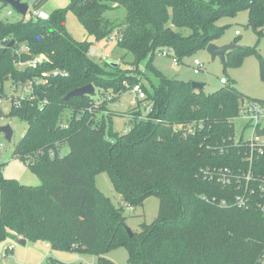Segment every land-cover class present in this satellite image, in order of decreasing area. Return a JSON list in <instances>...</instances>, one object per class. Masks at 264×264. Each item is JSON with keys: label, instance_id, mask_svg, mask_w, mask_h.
Returning <instances> with one entry per match:
<instances>
[{"label": "trees", "instance_id": "trees-1", "mask_svg": "<svg viewBox=\"0 0 264 264\" xmlns=\"http://www.w3.org/2000/svg\"><path fill=\"white\" fill-rule=\"evenodd\" d=\"M117 9L124 13L120 19L110 15ZM69 10L96 41L116 36L122 50L118 65L96 60L89 53L92 42L70 34ZM245 10L248 25L260 37L264 0H71L48 20L0 19V38L7 40L0 48V80L46 73L40 92L50 102L41 107L25 99L6 114L28 122L15 155L43 181L33 186L8 179L0 161V243L12 237L47 240L55 249L91 251L98 264H115L104 255L121 246L131 264H264V193L260 180L243 176L251 169L255 177H264V156L251 166L248 145L241 136L237 140L235 128L242 104L264 99L245 95L227 78L221 88L206 93L153 64L162 49L178 65L209 43L218 44L229 27L221 19ZM258 42L229 50L224 69L257 53L264 81ZM22 45L29 47L23 58L43 53L47 60L37 69L19 70L14 50ZM149 74L151 88L141 82ZM137 82L152 103L150 119L136 116L127 132L113 129L114 112L93 119L88 108L96 95L111 93L117 101L129 90L126 84ZM87 84L95 86L94 94L65 99ZM103 106L108 107L107 100ZM103 171L125 205L135 208L156 195L158 216L130 235L124 205L116 207L96 185ZM244 194L246 203L240 206L236 199Z\"/></svg>", "mask_w": 264, "mask_h": 264}, {"label": "rangeland", "instance_id": "rangeland-1", "mask_svg": "<svg viewBox=\"0 0 264 264\" xmlns=\"http://www.w3.org/2000/svg\"><path fill=\"white\" fill-rule=\"evenodd\" d=\"M70 2L71 0H49L42 8L47 13L52 14L54 10L68 7ZM5 7L8 9V5ZM123 14L122 9H117L110 13L112 18L117 16L119 19L122 18ZM15 17H20V15L16 14ZM248 21V11L246 10L239 12L233 18L223 17L220 23H227L229 27L226 28L222 38L217 42L219 45L235 43L241 46L252 47L259 40L257 50L264 56V34L259 37L248 25ZM66 24L67 30L75 39L92 42L91 48L96 50V53L93 55L96 60L111 59L115 62L121 60L122 50H118L117 48L118 39L116 36H112L111 39L96 41L93 36L88 34L85 26L78 21L71 10L67 13ZM237 30L239 34H236ZM195 57L204 62V68L200 73L194 72L192 63ZM153 64L155 68H158L170 78H181L185 81L205 83L206 93L221 88L224 84L220 82V78L226 77L229 80L234 79L237 82L238 89L245 95L264 99V81L260 78V65L257 53L243 55L238 64H231L227 69H224L218 57L212 59L211 53L206 51V49L199 51L196 55L185 59L184 62L178 65L174 63L173 58L170 56L156 55ZM148 78L143 79L141 82L151 88V81H153L152 74H149ZM131 97L132 93L128 90L117 99V107L114 105L110 106L112 111L115 112L113 115V129L115 131H122L129 127L128 120L121 112L128 110ZM9 123L14 130L13 139L7 141L5 136L0 133V142L3 144V147L0 148V161L5 165L3 169L4 176L8 179L14 178L23 185L39 186L43 181L40 176L30 168L26 161L24 162L15 155V147L25 135L29 126L28 122H23L15 117H9L0 121L1 126ZM244 124L242 118L236 121L237 137L243 132H245L246 137L250 135V132L243 128ZM62 148L64 153L70 150L67 144H64ZM95 178L99 191L109 196L116 207L120 208V206L124 205L125 216L127 218L126 224L132 231L141 230L143 222L151 223L158 216L160 200L156 195H150V197L144 200L143 204L132 208L124 204L120 193L116 192L107 172L103 171V173L97 174ZM8 245H13L14 249L12 253L4 257ZM104 256L112 259L115 264H131L128 250L125 246L111 249ZM48 259H55L56 261L65 263L82 262L84 264H98V256L91 251L76 252L75 250L55 249L51 242L47 240H28V244L24 246L17 242L16 238L12 237L0 243V264H43Z\"/></svg>", "mask_w": 264, "mask_h": 264}, {"label": "built area", "instance_id": "built-area-1", "mask_svg": "<svg viewBox=\"0 0 264 264\" xmlns=\"http://www.w3.org/2000/svg\"><path fill=\"white\" fill-rule=\"evenodd\" d=\"M34 1L35 0L27 1L28 11L26 14L20 13L10 3L3 2L4 4H0V19L5 22L19 21L22 19L48 20L50 18V14L47 13L42 7H36L34 5ZM6 5H8V9H6ZM16 14H19L20 17H15ZM236 34H239V32L236 31ZM6 42L7 40L5 38H0V48H6ZM14 52L15 55L19 56V59L15 62V66L19 70L37 69L39 65L47 60L46 55H44L43 53L32 55V57L26 59L23 58V53H29L28 45H22L21 47L14 50ZM89 53L94 55V53H96V50L94 48H91ZM159 55L172 57V54L168 49H162V51L159 52ZM172 58L174 63L177 65L176 58ZM192 64L195 73H200L204 68V62L198 57H195L193 59ZM55 74L57 73L55 72ZM44 75L46 76V73ZM44 75L39 77H27L23 79H15L10 76L6 80H0V107L2 111V114L0 115V121L8 118L6 117V114L9 113V110L13 105L20 106L22 104L21 102L25 99L32 102H38L41 107H44L45 105L50 103L49 98L46 97V95L41 94L40 92V88L43 87L42 85L47 83V79L43 77ZM220 82L222 84H225L226 77L220 78ZM126 85L129 87V91L132 93V97L130 99L128 110L122 111L121 114L126 117L128 122L136 116L141 120L150 119L151 115L149 114L152 111V103L146 99L147 95L141 82H137L132 86H129L128 84ZM112 98L113 95L111 93H107L104 95L102 94V96L96 95V103L93 106H89L88 108L89 112L92 113V117L94 120L98 121L103 115L107 116L109 113L114 112L112 111L110 106L114 105L115 107H117V101L112 100ZM105 100H107L108 107L103 106ZM240 112L241 113L239 115V119L242 118L245 123L243 128L250 132V135L248 137H246L245 132H243L240 136L241 138L243 137L248 145V154L246 156V159L252 166V164L256 159H258V157L264 156V133L261 132V130L264 129V103L258 100L246 101L242 104ZM61 125L66 126V122H62ZM127 129L122 131L127 132ZM239 137H237V140L239 139ZM2 147L3 144L2 142H0V148ZM243 176L247 181L260 180V186L264 193V177H261V175L259 177H255V175L252 174L251 169L247 173H244ZM236 202L238 205L244 206V204L246 203L245 194L243 196H238ZM13 249V245H8L6 247V253L4 257L8 256L9 253H12Z\"/></svg>", "mask_w": 264, "mask_h": 264}, {"label": "water", "instance_id": "water-1", "mask_svg": "<svg viewBox=\"0 0 264 264\" xmlns=\"http://www.w3.org/2000/svg\"><path fill=\"white\" fill-rule=\"evenodd\" d=\"M5 3H10L16 10H18L20 13L26 14L28 11V2L27 1H22V0H4ZM14 41H12L10 43L13 44ZM241 45H237L235 43H230V44H224V45H219L216 44L214 42H211L208 44L206 51L211 53L212 59H216L217 57L221 60L223 66L226 63V53L231 50V49H237L240 48ZM110 63H112L114 66L118 65L119 62H114V61H109ZM205 83L203 82H198V81H194L193 82V87L202 89L204 88ZM96 92L95 86L92 84H87L84 87H80V88H76L72 91H70V93H68L65 96V99H70L73 97H84L86 96V94H94ZM0 132L2 134L5 135V138L7 139V141H11L13 139L14 136V130L12 125L6 124V125H2L0 126ZM127 231L129 232L130 235H132V230L127 226ZM17 242H19L22 245H27V240L24 238H16ZM55 260V259H53ZM55 262L57 264H84L82 262H75V263H65V262H61V261H56Z\"/></svg>", "mask_w": 264, "mask_h": 264}, {"label": "crops", "instance_id": "crops-1", "mask_svg": "<svg viewBox=\"0 0 264 264\" xmlns=\"http://www.w3.org/2000/svg\"><path fill=\"white\" fill-rule=\"evenodd\" d=\"M206 87V84H205V86H204V88ZM27 244H28V240H27Z\"/></svg>", "mask_w": 264, "mask_h": 264}]
</instances>
